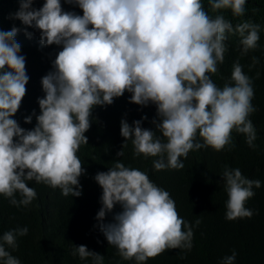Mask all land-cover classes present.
I'll use <instances>...</instances> for the list:
<instances>
[{"label": "clouds", "instance_id": "9594fccd", "mask_svg": "<svg viewBox=\"0 0 264 264\" xmlns=\"http://www.w3.org/2000/svg\"><path fill=\"white\" fill-rule=\"evenodd\" d=\"M65 2L78 5L83 15L64 11L61 0H45L39 9L32 7L33 0H19V10L11 16L39 29L42 46H63L54 71L42 77L45 96L38 99L40 114L32 130L12 118L29 81L26 60L15 39L20 29L0 30V194L10 204L27 206L36 198L35 189L27 184L33 180L61 189L66 197L81 196L78 178L85 169L77 152L88 144L84 133L91 126L92 110L111 105L125 92L132 94L131 103L157 107L159 122L153 123L161 135L142 128L141 120L129 125L122 119L120 127L121 136L131 139L137 156L158 157L153 161L157 171L182 169L181 157L192 150L221 151L234 146L233 131L244 134L254 147L256 131L249 119L257 110L252 104V79L239 61L233 64L231 81L222 88L209 73H217L218 63L224 61L226 33L239 34L242 55H246L257 47L259 24L246 20L234 28L224 15L210 16L202 0ZM208 3L213 12L230 9L235 17L246 11V0ZM25 35L31 38L26 30ZM252 61L253 66L259 63L257 57ZM31 119L26 117L25 123ZM221 177L228 196L226 218H250L253 211L245 204L261 182L227 166ZM94 179L103 190L99 229L124 260L143 264L167 249L191 250L193 226L180 217L170 193L150 181L145 172L117 161ZM117 204L122 211L112 222L103 223ZM27 234V227L4 232L0 237L3 264H21L5 245L15 249L17 238ZM73 255L91 258L93 264L104 260L84 245L75 247ZM236 255L233 251L221 264H234Z\"/></svg>", "mask_w": 264, "mask_h": 264}, {"label": "trees", "instance_id": "16d2710c", "mask_svg": "<svg viewBox=\"0 0 264 264\" xmlns=\"http://www.w3.org/2000/svg\"><path fill=\"white\" fill-rule=\"evenodd\" d=\"M44 2L33 0L32 7L39 9ZM202 3L210 16L214 18L222 14L234 28L246 20L261 26L257 47L246 55H242L239 34L226 33L224 61L218 63L217 73H209L222 88L231 81L233 64L239 61L244 73L252 79V104L257 110L249 119L256 131L254 147L248 145L244 134L233 131L234 146H226L221 151L211 147L192 150L186 158L181 157L182 169L157 171L153 161L158 157L137 156L131 139L126 141L120 134L122 119L129 125L141 120L142 128L157 131L153 123L159 122L156 105L131 103L132 94L125 92L123 96L114 98L111 105L95 106L90 117L91 126L84 133L88 144H82L77 152L85 169L78 178L81 196L66 197L61 189L34 180L27 184L35 189L37 196L27 206H14L0 194V237L9 230L28 228L27 235L17 238L15 249L5 245L21 264H93L91 258L81 259L73 255L74 248L81 245L102 255L103 264H137L135 259L124 260L118 249L109 245L99 229L101 221L97 220L103 190L94 177L98 172H107L117 161L145 172L150 181L168 191L180 217L193 226L191 250L167 249L143 264H221L223 258L232 255L233 251L237 254L234 264H264V0H246V11L242 17L233 16L230 9L213 12L208 0H202ZM19 6V0H0V30L9 31L13 26L20 29L15 39L21 45L20 54L25 57L29 81L26 95L12 118L20 127L32 130L40 114L38 99L45 96L42 77L54 71L53 63L63 46H42L39 29L12 19ZM61 6L64 11L83 15L78 5L61 0ZM25 30L31 33V38L25 35ZM253 57L259 59L254 66ZM29 116L32 117L31 123H25ZM157 135L161 134L157 131ZM200 142L203 143L202 140ZM120 151H123L122 156L117 155ZM225 166L239 168L248 179L261 182V187L253 188L255 194L245 204L253 211L250 218H226L228 196L221 177ZM16 197L20 199L19 193ZM121 211V206L115 205L103 223L112 222L114 215ZM197 220L200 221L198 225ZM0 264H3L2 260Z\"/></svg>", "mask_w": 264, "mask_h": 264}]
</instances>
